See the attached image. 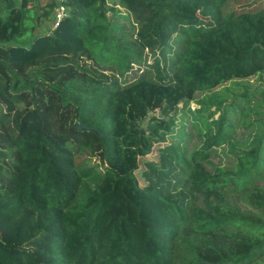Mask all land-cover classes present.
<instances>
[{"label":"trees","instance_id":"obj_1","mask_svg":"<svg viewBox=\"0 0 264 264\" xmlns=\"http://www.w3.org/2000/svg\"><path fill=\"white\" fill-rule=\"evenodd\" d=\"M228 1L68 0L41 33L54 0H0V264H264V10ZM187 119L206 130L179 220L145 166L191 164Z\"/></svg>","mask_w":264,"mask_h":264},{"label":"rangeland","instance_id":"obj_2","mask_svg":"<svg viewBox=\"0 0 264 264\" xmlns=\"http://www.w3.org/2000/svg\"><path fill=\"white\" fill-rule=\"evenodd\" d=\"M227 10L236 14L242 12L254 13L260 10H264V0H229L227 4ZM51 24L52 23L50 21L45 22L43 25H41L39 32H46L47 28L49 26H52ZM253 81L260 83V81L255 80L254 78L250 79V82ZM261 82L264 86V77ZM253 104L257 105L246 109L248 116L254 112H261L263 110V105H261L259 101H254ZM189 107L190 110L196 109L194 102H191ZM155 114H158L159 116L158 111L149 113L150 116ZM180 120L181 118L177 119V124H179L178 121ZM142 125H145V122H143ZM183 125L185 126L184 131L186 133H191V138L187 140L186 144L184 145L185 149H191L192 153H194V155L191 156V164L188 166L184 164L179 165L177 164V162H171L169 160V157H167V150L163 149L161 151L154 150L152 152V155L147 156L146 158L148 161V165L145 166V169L148 172V177L150 178L145 190H147L149 193H156L162 199L163 205L168 210L173 212L172 214H174V216L177 217V219L179 220H182L185 216L187 217V211L189 209V206L196 198V196L193 194L188 178L190 173L193 171L192 167H196L199 161L201 160L200 154L196 151L199 150L200 146L199 136H201L206 130V122L204 124H200V126H196L195 128L192 124L189 123V120L187 119L184 120ZM236 125H239V127L235 129L234 127ZM236 125H234V127H232L230 130L226 131V136L224 137V140L222 142L223 144L220 146V148L224 147L226 149L230 144L235 143L234 138L237 132H241L245 135L249 134V132L251 131L249 128H247L243 121ZM170 144L171 140L160 144V148L169 147ZM214 155L216 157H213V161H217L218 159L222 161V157H217L221 155L220 150H217ZM262 161V167L260 168L262 170H260L258 176L254 178L252 183L259 180L260 178L261 180H264V157H262ZM172 165L174 166L173 170H170L171 168L169 166ZM162 167L164 169H162ZM251 189L252 184H249L248 186H246L245 189L242 188L241 190H239L236 196L234 197V202L240 208L245 207L247 198L250 197L252 194ZM147 199L148 197L141 191H139L137 193V196L134 197L131 196L122 187L116 188L113 193V203L118 205L120 208L125 209V207H130V204L134 201L139 202V205H141L142 209L144 210L143 217H145V219H148L149 217L147 212V210L149 209V205L146 202Z\"/></svg>","mask_w":264,"mask_h":264},{"label":"built area","instance_id":"obj_3","mask_svg":"<svg viewBox=\"0 0 264 264\" xmlns=\"http://www.w3.org/2000/svg\"><path fill=\"white\" fill-rule=\"evenodd\" d=\"M67 1L68 0H54L56 6L53 11L54 23L52 28H54L62 18H65L68 15L69 9Z\"/></svg>","mask_w":264,"mask_h":264},{"label":"water","instance_id":"obj_4","mask_svg":"<svg viewBox=\"0 0 264 264\" xmlns=\"http://www.w3.org/2000/svg\"><path fill=\"white\" fill-rule=\"evenodd\" d=\"M161 114H159V116H160ZM76 126L78 127V128H82L83 126H81V125H79V124H76Z\"/></svg>","mask_w":264,"mask_h":264}]
</instances>
